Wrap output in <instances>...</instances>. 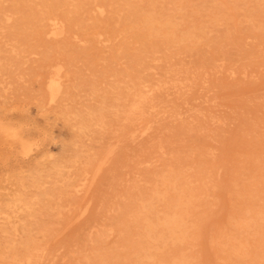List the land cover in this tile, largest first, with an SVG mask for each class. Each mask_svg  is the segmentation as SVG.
Listing matches in <instances>:
<instances>
[{
  "label": "rangeland",
  "instance_id": "rangeland-1",
  "mask_svg": "<svg viewBox=\"0 0 264 264\" xmlns=\"http://www.w3.org/2000/svg\"><path fill=\"white\" fill-rule=\"evenodd\" d=\"M262 191L264 0H0V264H264Z\"/></svg>",
  "mask_w": 264,
  "mask_h": 264
},
{
  "label": "bare ground",
  "instance_id": "bare-ground-1",
  "mask_svg": "<svg viewBox=\"0 0 264 264\" xmlns=\"http://www.w3.org/2000/svg\"><path fill=\"white\" fill-rule=\"evenodd\" d=\"M35 1H36V0H35ZM134 1H135V0H134ZM139 1L141 2V0H139ZM146 1H147V0H146ZM166 1H167V0H166ZM168 1H169V0H168ZM73 2H74V1H73ZM245 2H246V1H245ZM40 3H41V2H40ZM136 3H137V2H136ZM144 3H146V2H144ZM31 4H32V3H31ZM107 4H108V3H107ZM133 4H134V3H133ZM139 4H140V3H139ZM135 5H136V4H135ZM135 5H131V6H132V7L134 6V9H135V7H136ZM137 5H138V4H137ZM147 5H148V4H147ZM185 5H186V4H185ZM160 6H161V5H160ZM168 6H169V5H168ZM227 6H228V5H226V7H227ZM237 6H238V4H237ZM36 7H37V5H36ZM69 7H70V6H69ZM153 7H155V6H153ZM177 7H178V6H177ZM239 7H240V6H239ZM261 7H262V6H261ZM45 8H46V7H45ZM94 8H96V7H94ZM137 8H138V7H137ZM137 8H136V9H137ZM141 8H142V7H141ZM145 8H146V7H145ZM75 9H76V8H75ZM102 9H103V7H102ZM227 9H231V8L228 7ZM16 10H17V9H16ZM84 10H85V9H84ZM143 10H144V9H143ZM146 10H147V9H146ZM136 11H137V10H136ZM187 11H188V10H187ZM227 11H228V10H227ZM230 11H232V13H233V10H232V9H231ZM40 12H41V11H40ZM93 12H94V11H93ZM120 12H121V11H120ZM8 13H9V12H8ZM79 13H80V12H79ZM212 13H213V12H212ZM240 13H241V12H240ZM17 14H19V13H17ZM41 14H42V12H41ZM69 14H70V13H69ZM102 14H103V13H102ZM120 14H121V13H120ZM186 14H187V13H186ZM213 14H214V13H213ZM241 14H242V13H241ZM4 15H5V14H4ZM182 15H183V14H182ZM2 16H3V15H2ZM5 16H7V15H5ZM13 16H14V15H13ZM75 16H76V15H75ZM231 16L233 17L234 15L231 14ZM8 17H9V16H8ZM10 17H11V16H10ZM76 17H77V16H76ZM85 17H86V16H85ZM118 17H119V16H118ZM134 17H137V15L134 16ZM134 17H133V18H134ZM164 18H165V17H164ZM5 20H6V19H5ZM9 20H10V19H9ZM33 20H35V19H33ZM43 20H44V19H43ZM52 20H53V19H52ZM58 20H60V19H58ZM117 20H118V19H117ZM229 20H231V18H230ZM215 21H216V20H215ZM220 22H221V21H220ZM227 22H228V21H227ZM55 23H56V22H55ZM117 23H119V22H117ZM229 23H230V21H229ZM110 24H112V22H111ZM110 24H109V25H110ZM160 24H161V23H160ZM178 26H179V25H178ZM220 26H222V25L220 24ZM59 28H60V27H59ZM111 28H112V27H111ZM176 28H177V27H176ZM95 29H96V27H95ZM183 29H184V28H183ZM217 29H218V28H217ZM92 31H93V29H92ZM63 32H64V31H63ZM93 32H94V31H93ZM172 33H173V32H172ZM189 33H190V32H189ZM97 34H98V33H97ZM105 34H106V33H105ZM228 35H229V33H228ZM228 35H227V36H228ZM124 37H125V36H124ZM127 38H128V37H127ZM139 38H140V37H139ZM129 39H130V38H129ZM137 39H138V38H137ZM188 39H189V38H188ZM134 40H136V39H133L132 41H134ZM214 40H215V39H214ZM108 41H109V40H108ZM189 42H190V41H189ZM215 43H216V42H215ZM136 44H137V42H136ZM173 44H174V43H173ZM130 46H131V45H130ZM130 46H129V47H130ZM132 46H133V45H132ZM162 46H163V45H162ZM206 46H207V45H206ZM134 47H136V46H134ZM137 47H138V46H137ZM166 47H167V46H166ZM221 47H222V46H221ZM130 48H131V47H130ZM173 48H174V47H173ZM173 48H172V49H173ZM162 49H163V48H162ZM169 49H170V48H169ZM130 50H131V49H130ZM164 50H165V49H164ZM165 51H166V50H165ZM214 51H215V50H214ZM15 52H16V51H15ZM167 52H168V51H167ZM251 53H252V52H251ZM154 54H155V53H154ZM157 54H158V53H157ZM176 55H177V54H176ZM159 58H160V57H159ZM154 60H155V59H154ZM170 60H171V59H170ZM201 60H203V59H201ZM157 61H158V60H157ZM164 61H165V59H164ZM167 61H168V60H167ZM152 62H153V61H152ZM170 62H171V61H170ZM170 62H169V63H170ZM141 63H142V62H141ZM149 63H150V62H149ZM153 63H154V62H153ZM177 64H178V63H177ZM140 65H141V64H140ZM166 65H167V62H166ZM175 65H176V64H175ZM175 65H173V66H175ZM173 66H170L169 68H173ZM179 66H180V65H179ZM137 67H138V66H137ZM247 67H248V66H247ZM164 68L166 69V67H164ZM176 68H177V66H176ZM176 68H175V69H176ZM185 68H186V67H185ZM185 68H184V69H185ZM187 68H188V67H187ZM187 68L185 69V72H186ZM199 68H200V67H199ZM199 68H198V69H199ZM149 69H150V68H149ZM149 69H147V70H149ZM178 69L180 70L181 68L179 67ZM190 69H191V68H190ZM169 70H170V69H167V71H169ZM172 70H173V69H172ZM172 70H170V72H171ZM199 70H200V69H199ZM230 70H231V69H230ZM244 70H246V69H244ZM165 71H166V70H165ZM167 71H166V72H167ZM175 71H178V70H175ZM175 71H174V72H175ZM166 72H165V73H166ZM59 73H60V72H59ZM143 73H144V72H143ZM179 73H180V72H179ZM179 73H178V74H179ZM205 73H206V72H205ZM227 73H228V72H227ZM171 74H172V73H171ZM192 74H193V73H192ZM192 74H191V72H190V75H191V76H193ZM195 74H196V73H195ZM104 75H105V74H104ZM110 75H111V74H110ZM168 75H169V74H168ZM240 75H241V74H240ZM164 76H165V75H163V77H164ZM174 76H175V75H174ZM174 76H173V78H174ZM178 77H179V76H178ZM55 78H56V77H55ZM144 78H145V77H144ZM179 78H180V77H179ZM192 78H193V77H192ZM194 78H195V77H194ZM57 79H58V78H57ZM124 79H125V78H124ZM139 79H141V78L139 77ZM168 79H169V78H168ZM59 80H60V79H59ZM154 80H156V79H154ZM170 80H171V79H170ZM185 80H186V79H185ZM189 80H190V82H191V79H189ZM196 80H197V79L195 78L194 81H196ZM158 81H159V80H158ZM172 81H173V80H172ZM178 81H179V80H178ZM155 82H156V81H155ZM159 82H160V81H159ZM179 82H180V81H179ZM181 82H182V81H181ZM203 82H204V81H203ZM143 83H144V82H143ZM148 83H150V82H148ZM148 83H147V84H148ZM166 83H170V82L168 81V82H166ZM177 83H178V82H176V84H177ZM186 83H187V80H186ZM188 83H189V82H188ZM188 83H187V86H188ZM160 84H161V83H160ZM178 84H179V83H178ZM143 85H144V84H143ZM152 85H154V84H152ZM157 85H158V84H157ZM162 85H163V84H162ZM170 85H171V84H170ZM173 85L175 86V84H173ZM183 85H185V83H183ZM189 85H192V84H189ZM140 86H142V85H140ZM144 86H145V85H144ZM146 86H148V85H146ZM167 86H169V84H167ZM177 86H178V85H177ZM180 86H182V85H180ZM180 86H179V87H180ZM138 87H139V86H138ZM138 87H137V88H138ZM165 87H166V85H165ZM171 87H173V86H171ZM179 87H177V88H179ZM183 87H184V86H183ZM185 87H186V86H185ZM189 87H190V86H189ZM147 88H148V87H147ZM153 88H154V86H153ZM162 88H163V87H162ZM134 89H135V86H134ZM143 89H144V88H143ZM151 89H152V88H151ZM189 89H190V88H188V89L186 88V90H189ZM193 89H194V88H193ZM211 89H212V88H211ZM146 90H147V89H146ZM149 90H150V89H149ZM155 90H156V88H154V91H155ZM175 90H176V89H175ZM147 91H148V90H147ZM169 91H170V90H169V88H168V92H169ZM171 91H172V90H171ZM179 91L181 92L180 88H179ZM179 91H178V92H179ZM182 91H183V90H182ZM140 92H142V91H140ZM140 92H139V93H140ZM159 92H163V91H160V90H159ZM159 92H158V93H159ZM164 92H165V91H164ZM164 92H163V93H164ZM166 92H167V90H166ZM168 92H167V93H168ZM173 92H174V90H173ZM173 92H171V93L173 94ZM134 93H135V91L133 92V94H134ZM154 93H155V92H154ZM140 94H141V93H140ZM149 94H150V93H149ZM160 94H161V93H160ZM174 94H175V93H174ZM174 94H173V96H174ZM181 94H182V92H181ZM186 94H187V92H186ZM186 94H185V95H186ZM138 95H139V94H138ZM138 95H137V96H138ZM152 95H153V94H152ZM135 96H136V95H135ZM148 96H149V95H148ZM148 96H147V97H148ZM159 96H160V95H159ZM159 96H158V97H159ZM180 96H181V95H180ZM138 97H139V96H138ZM147 97H146V98H147ZM177 97H178V95H177ZM177 97H175V98H177ZM160 98H161V97H160ZM164 98H165V97H164ZM180 98H181V97H180ZM180 98H179V99H180ZM131 99H132V98H131ZM149 99H150V97H149ZM149 99H148V100H149ZM153 99H154V98H153ZM156 99H158V98H156ZM166 99L168 100V98H166ZM169 99H170V98H169ZM177 99H178V98H177ZM132 100H133V99H132ZM132 100H131V101H132ZM139 100H140V99H139ZM142 100H144V99H142ZM142 100H141V101H142ZM167 100H166V102H168ZM133 101H134V100H133ZM141 101H140V102H141ZM156 101H157V100H156ZM160 101L162 102L163 100H160ZM160 101H158V102H160ZM164 101H165V99H164ZM173 101H174V100H173ZM140 102H137V103L134 104V106H133V108H132V111H131V112H134V113H132V114H131V113H128V114H127V118L124 120V122H126L125 125H124V128L127 127V126L129 125V124H128L129 121H130V122L132 121L133 123H134V122L136 123V124H135V123H134V124H135L136 127H138L137 129H140V128H139V126H140V127H143L142 129H143L144 131H146V130L151 129L152 126L154 125V123H158V121H161L160 119H161L163 116H167V114L164 115L163 112H161L162 110L156 109V106H157V103H158V102H157V103H154V104H153V102H152L153 105H150V103L147 104L146 102H149V101H147V99H146V101L143 102V103H140ZM182 102H184V101L182 100ZM131 103L133 104V102H131ZM163 103H165V102H163ZM168 103H170V102H168ZM168 103H167V104H168ZM142 104H143V105H142ZM171 104H172V102H171ZM173 104H174V102H173ZM178 104H179V103H178ZM146 105H147V108H144V106H146ZM174 105H175V107H176V104H174ZM179 105H180V104H179ZM160 106L165 107V106H167V105H165V106H164V105H160ZM129 107H130V106H129ZM129 107H128V108H129ZM169 107H170V106H169ZM175 107H173V108L175 109ZM128 108H127V109H128ZM173 108H172V109H173ZM176 108H177V107H176ZM146 109L149 110V113H145L144 110H146ZM166 109H167V108H166ZM182 109H183V108H182ZM167 110H168V112H170V111H169L170 109H167ZM192 110H193V109H192ZM121 111H123V110L121 109ZM126 111H127V110H126ZM126 111H125V112H126ZM164 111H165V110H164ZM171 111H172V110H171ZM196 111H197V110H196ZM199 111H200V110H199ZM174 112H175V111H174ZM179 112H180V111H179ZM166 113H167V112H166ZM172 113H173V112H172ZM172 113H168V115H170V116H169V119L171 118ZM175 113H177V111H176ZM206 113H207V112H206ZM121 114H122V113H121ZM124 114H125V113H124ZM122 115H123V114H122ZM125 115H126V114H125ZM175 115H176V114H175ZM209 116H210V115H209ZM121 117H122V116H121ZM173 117H174V116H173ZM217 117H218V116H217ZM167 118H168V117H167ZM178 118H179V116H178ZM117 119H118V118H117ZM119 119H120V118H119ZM192 119H193V118H192ZM173 120H174V119H173ZM176 120H177V119H176ZM120 121H121V119H120ZM163 121H164V118H163ZM165 121H166V120H165ZM169 121H170V120H169ZM194 122H195V121H194ZM172 123H173V122H172ZM181 123H182V122H181ZM191 123H192V122H191ZM215 123H216V122H215ZM184 124H185V123H184ZM196 124H197V123H196ZM182 125H183V123H182ZM221 125H222V124H221ZM127 128H130V126L127 127ZM133 128L136 129L135 127L132 126V128H130V130H129V133H130V131L133 132V130H134ZM165 128H166V127H165ZM165 128H163V131H164ZM142 129H141V130H142ZM166 129H167V128H166ZM186 129H187V128H186ZM193 129H194V128H193ZM123 130H124V129H123ZM123 130H122V132H121V135H124V131H123ZM157 130H158V129H157ZM127 131H128V129H127ZM137 131H138V130H137ZM165 131H168V130H165ZM169 131H170V130H169ZM245 131H246V130H245ZM245 131H244V132H245ZM252 131H253V130H252ZM125 132H126V130H125ZM139 132H140V131H139ZM139 132L136 133V134H140ZM146 132H147V131H146ZM156 132H157V131H156ZM161 132H162V131H160V133H161ZM188 132H189V129H188ZM190 132H191V131H190ZM4 133H5L4 138H5V139H8V140L12 139V137H14L13 135H15L14 131H7V132H4ZM105 133H106V132H105ZM110 133H111V130H110ZM127 133H128V132H127ZM160 133H159V134H160ZM165 133H166V132H165ZM130 134H131V133H130ZM130 134H128V135H130ZM136 134H134V135H136ZM151 134H152V133H151ZM159 134H157V135H159ZM161 134H162V133H161ZM108 135H110V134L108 133ZM143 135H144V134H143ZM145 135H147V134H145ZM118 136H120V135H118ZM124 136H125V135H124ZM208 136H209V135H208ZM208 136H207V137H208ZM109 137H111V136H109ZM120 137L122 138V136H120ZM135 137H136V136H135ZM149 137H150V136H149ZM159 137H160V136H159ZM257 137H258V136H257ZM121 138H120V139H121ZM126 138H128V137H126ZM132 138H134V137H131V139H132ZM136 138H137V137H136ZM139 138H140V137H139ZM205 138H206V136H205ZM131 139H130V140H131ZM134 139H135V138H134ZM146 139H148V138H146ZM149 139H150V138H149ZM152 139H153V138H152ZM156 139H157V137H156ZM167 139H168V137L166 138V141H167ZM209 139H210V138H209ZM118 140H119V138H118ZM153 141H154V140H153ZM155 141H156V140H155ZM157 141H158V140H157ZM132 142H133V141H132ZM148 142H149V141H147V143H148ZM147 143H146V144H147ZM151 143H153V142H151ZM163 143H165V142L163 141ZM182 143H183V142H182ZM149 144H150V143H149ZM154 144H155V143H154ZM154 144H153V145H154ZM161 144H162V143H161ZM151 146H152V145H151ZM151 146H150V148H151ZM208 146H209V145H208ZM138 147H139V146H138ZM209 147H210V146H209ZM141 149H142V151H143V148H142V147H141ZM210 149H211V148H210ZM210 149H209V150H210ZM160 150H161V149H160ZM160 150H159V151H160ZM139 151H140V150H139ZM147 151H148V150H147ZM179 151H180V150H179ZM190 151H191V150H190ZM196 151H197V150H196ZM207 151H208V149H207ZM106 152H107V151H106ZM144 152H145V150H144ZM191 152H194V150L191 151ZM210 152H212V149H211ZM210 152H209V153H210ZM104 153H105V152H104ZM141 153H142V152H141ZM189 153H190V152H189ZM203 153H204V152H203ZM209 153H208V154H209ZM171 154H172V152H171ZM192 154H193V153H192ZM204 154H205V153H204ZM206 154H207V153H206ZM210 154L213 155V153H210ZM163 155H164V154H163ZM169 155H170V154H169ZM200 156H201V155H200ZM135 157H136V155H135ZM135 157H133V158H135ZM138 157H140V156H138ZM138 157H137V158H138ZM141 157H143V156H141ZM156 157H157V156H156ZM208 157H210V156H208ZM240 157H241V156H240ZM154 158H155V157H154ZM106 159H107V158H106ZM192 159H193V158H192ZM151 160H152V158H151ZM248 160H249V159H248ZM251 160H252V159H251ZM235 161H236V160H235ZM144 162H145V161H144ZM146 162H147V161H146ZM148 162H150V161H148ZM249 162H250V160H249ZM260 162H261V161H260ZM142 163H143V162H142ZM138 164H140V163H138ZM143 164H144V163H143ZM151 164H152V163H151ZM248 164H249V163H248ZM144 165H145V164H144ZM149 165H150V164H149ZM186 165H188V164H186ZM204 165H205V163H204ZM167 166H168V165H167ZM167 166H166V167H167ZM247 166H248V165H247ZM157 167H159V166H157ZM187 167H188V166H187ZM243 167H244V166H243ZM171 168H172V167H171ZM171 168H169V169H171ZM191 168H192V167H191ZM241 168H242V167H241ZM241 168H240V169H241ZM254 168H255V167H254ZM183 169H185V168H183ZM188 169H190V167H188ZM192 169H193V168H192ZM202 170H203V169H202ZM251 170H252V169H251ZM83 171H86V170H83ZM192 171H193V170H192ZM249 171H250V170H249ZM165 172H166V171H165ZM165 172H164V173H165ZM190 172H191V171H190ZM201 172H202V171H201ZM207 172L210 173V171H207ZM217 172H218V170H217ZM209 173H208V174H209ZM179 174H180V173H179ZM196 174H197V173H196ZM206 174H207V173H206ZM154 175H155V174H154ZM187 175H189V174H187ZM217 175H218V174H217ZM167 176H168V175H167ZM180 176H181V175H180ZM246 176H247V174H246ZM260 176H261V175H260ZM168 177H169V176H168ZM181 178H182V180H183V178H185V177H181ZM181 178H180V179H181ZM210 178H211V177H210ZM217 178H218V177H217ZM173 179L175 180V177H174ZM244 179H245V178H244ZM184 180H185V179H184ZM205 180H206V179H205ZM214 180H216V179H214ZM229 180H230V179H229ZM195 181H196V180H195ZM217 181H218V180H217ZM138 182H139V181H138ZM210 182H212V181H210ZM252 182H253V181H252ZM196 183H197V182H196ZM190 184H191V183H190ZM206 184H207V183H206ZM238 185H239V184H238ZM184 186H185V185H184ZM186 186H187V185H186ZM259 186H260V185H259ZM251 187H252V186H251ZM139 188H140V187H139ZM205 188L208 189V187H205ZM229 188H230V187H229ZM240 188H241V187H240ZM127 189H128V188H127ZM130 189H131V187H130ZM130 189H129V190H130ZM137 189H138V188H137ZM182 189H183V188H182ZM258 189H259V187H258ZM129 190H127V191H129ZM204 190H205V189H204ZM208 190H209V189H208ZM240 190H241V189H240ZM244 190H245V189H244ZM260 190H261V189H260ZM137 191H138V190H137ZM149 191L151 192V190H149ZM155 191H156V190H155ZM179 191L181 192V189H180ZM262 192H264V191H262ZM138 193H139V192H138ZM201 193L203 194V190H202V192H200V194H201ZM89 194H91V193H89ZM149 194H150V193H149ZM151 194H152V193H151ZM200 194H199V196H201ZM245 194H246V193H245ZM141 195H142V194H141ZM152 196H153V195H152ZM156 196H157V195H156ZM206 196H207V195H206ZM122 197H123V196H122ZM133 197H134V196H133ZM157 197H158V196H157ZM129 198H130V197H129ZM122 199H124V197H123ZM24 200H25V199H24ZM24 200H23V201H24ZM120 200H121V199H120ZM165 200H166V199H165ZM15 201H16V200H15ZM135 201H136V200H135ZM242 201H243V200H242ZM20 202H21V200H20ZM26 202H27V201H26ZM130 202H131V201H130ZM136 202H137V201H136ZM151 202H152V201H151ZM28 203H29V202H27V205H26V206H28ZM137 203H138V202H137ZM166 203H167V202H166ZM199 203H200V202H198L197 205H199ZM139 204H140V202H139ZM162 204H163V203H162ZM229 204H230V203H229ZM2 205H3V204H2ZM9 205H10V204H9ZM143 205H144V204H143ZM145 205H146V204H145ZM191 205H192V204H191ZM6 206H7V205H5V208H6ZM30 206H31V205H30ZM30 206H29V207H30ZM117 206H118V205H117ZM130 206H131V205H130ZM138 206H139V205H138ZM200 206H202V205L200 204ZM24 207H25V206H24ZM125 207H126V206H125ZM236 207H237V206H236ZM27 208H28V207H27ZM153 208H154V207H153ZM158 208H159V207H158ZM8 209H9V208H8ZM25 209H26V207H25ZM117 209H118V207H117ZM148 209H149V208H148ZM236 209H237V208H236ZM26 210H28V209H26ZM133 210H134V209H133ZM202 210H203V209H202ZM237 210H238V209H237ZM239 210H240V209H239ZM85 211H86V210H85ZM117 211H118V210H117ZM152 211H153V209H152ZM228 211H229V210H228ZM26 212H27V211H26ZM1 213H2V212H1ZM3 213H4V212H3ZM6 213H7V212H6ZM189 213H190V212H189ZM238 213H239V212H238ZM194 214H195V213H194ZM194 214H193V215H194ZM233 214H234V213H233ZM119 215H120V214H119ZM193 215H192V216H193ZM3 216H4V215H3ZM9 216H10V215H9ZM29 216H31V215H29ZM194 216H197V214H195ZM202 216H203V215H202ZM249 217L252 218V216H249ZM6 218H7V217H6ZM6 218H5V219H6ZM9 218H10V217H9ZM200 218H201V217H200ZM242 218H243V217H242ZM28 219H29V218H28ZM33 219H35V218H33ZM142 219H143V218H142ZM226 220H227V219H226ZM252 220H253V219H252ZM10 221H11V220H10ZM155 221H156V220H155ZM3 222H5V221H3ZM153 222H154V221H153ZM8 223H9V222H8ZM12 223H13V222H12ZM115 223H116V222H115ZM222 223H223V222H222ZM6 224H7V223H6ZM10 224H11V223H10ZM223 224H224V223H223ZM21 225H22V224H21ZM221 225H222V224H221ZM10 226H11V225H10ZM2 227H3V226H2ZM2 227H1V229H3ZM13 227L15 228V226H13ZM19 227H20V225H17V228H19ZM68 227H69V226H68ZM89 227H91V226H89ZM107 227H108V226H107ZM153 227H154V226H153ZM99 228L101 229V228H102V225L99 226ZM114 228H115V227H114ZM206 228L208 229L209 227L206 226ZM8 229H10V228H8ZM15 229H16V228H15ZM96 229H97V228H96ZM212 229H214V227H213ZM13 230H14V229H13ZM16 230H17V229H16ZM85 230H86V228H85ZM85 230H84V231H85ZM91 230H92V229H91ZM115 230H116V229H115ZM5 231H6V230H5ZM5 231H3L4 234H5ZM22 231H23V230H22ZM38 231H39V230H38ZM40 231H41V230H40ZM42 231H43V230H42ZM42 231H41V232H42ZM81 231H82V229H81ZM86 231H87V230H86ZM89 231H90V230H89ZM89 231H88V233H89ZM109 231H110V230H109ZM118 231H119V230H118ZM32 232H33V230H32ZM36 232H37V230H36ZM90 232H91V231H90ZM95 232H96V231H95ZM165 232H166V231H165ZM241 232H242V231H241ZM6 233H7V232H6ZM15 233H17V232H15ZM30 233H31V232H30ZM60 233H61V232H60ZM77 233H80V232H77ZM82 233H83V232H81L80 234H82ZM184 233H185V232H184ZM204 233H206V231H205ZM12 234H13V233H12ZM90 234H91V233H90ZM90 234H89V235H90ZM96 234H97V233H94V235H96ZM199 234H200V233H199ZM225 234H226V233H225ZM7 235H9V237H11V236H10V233H9V234L7 233L6 236H7ZM50 235H51V233H50ZM50 235H49V236H50ZM110 235H111V234H110ZM14 236H15V235H14ZM42 236H43V235H42ZM53 236L55 237V235H53ZM84 236H85V235H84ZM47 237H48V236H47ZM47 237H44V239H43V237H42V238H40V239L45 240V238H46V240H47V239L49 238V237H48V238H47ZM79 237H80V236H79ZM90 237H91V236H90ZM4 238H5V237H4ZM77 238H78V237L76 236V239H77ZM83 238H84V237H83ZM107 238H108V237H107ZM196 238H197V237H196ZM51 239H52V238H51ZM51 239H49V241H50ZM72 239H73V238H72ZM85 239H86V238H85ZM87 239H90V238H87ZM87 239H86V240H87ZM191 239H192V238H191ZM206 239H207V238H206ZM206 239H205V240H206ZM52 240H53V239H52ZM52 240H51V241H52ZM131 240H132V239H131ZM208 240H210V239L208 238ZM20 241H21V240H20ZM71 241H72V240H71ZM212 241H214V238H213ZM3 242H4V241H3ZM45 242H46V241H45ZM47 242H48V241H47ZM73 242H77V243H78V241H73ZM80 242H81V241H80ZM89 242H90V241H89ZM89 242L87 241V243H89ZM118 242H119V241H118ZM122 242H123V241H122ZM165 242H166V241H165ZM205 242L207 243V240H206ZM223 242H224V241H223ZM225 242H226V241H225ZM259 242H260V241H259ZM4 243H7V242H4ZM4 243H3V244H4ZM13 243H14V242H13ZM58 243H59V241H58ZM58 243H54V244H58ZM68 243H69V242H68ZM83 243H84V241H83ZM83 243H82V244H83ZM91 243H92V241H91ZM98 243H99V242H98ZM197 243H198V242H196V244H197ZM228 243H229V242H228ZM31 244H32V243H31ZM34 244H35V243H34ZM49 244H50V243H48V245H49ZM54 244H52V245H54ZM59 244H60V243H59ZM63 244H64V242H63ZM63 244H62V247L65 246V245H63ZM89 244H90V243H89ZM163 244H164V243H163ZM198 244H199V243H198ZM212 244H213V243H212ZM48 245L46 244V246H48ZM78 245H79V244H78ZM199 245H200V244H199ZM204 245H205V243H204ZM207 245H208V244H207ZM216 245H217V244H216ZM69 246H70V245H69ZM69 246H68V247H69ZM73 246H74V245H73ZM173 246H174V245H173ZM201 246H202V245H201ZM213 246H215V244H214ZM213 246H211L210 248H212ZM6 247H7V246H6ZM53 247H54V246H53ZM53 247H51V248L53 249ZM70 247H72V246H70ZM164 247H165V245H164ZM227 247H228V246H227ZM7 248H8V247H7ZM40 248H41V245H40ZM51 248H48L49 250L46 248L47 251H45V252H47V253L50 252V249H51ZM63 248H64V247H63ZM93 248H94V247H93ZM146 248H149V247H146ZM191 248H192V247H191ZM193 248H194V247H193ZM205 248L208 249V246H207V247L205 246ZM223 248H224V247H223ZM225 248H226V247H225ZM21 249H22V248H21ZM23 249H24V248H23ZM43 249H45V248L43 247ZM46 249H45V250H46ZM54 249H55V247H54ZM54 249H53V250H54ZM57 249H58V247H57ZM57 249H55V250H57ZM64 249H66V248H64ZM64 249H63V251H64ZM156 249H157V248H156ZM186 249H187V248H186ZM259 249H260V248H259ZM31 250H33V249H31ZM41 250H42V249H41ZM53 250H51V251H52L51 253H53L52 255H55V253L53 252ZM70 250H71V249H70ZM75 250H76V249H75ZM75 250H74V252H75ZM78 250H79V249H78ZM78 250H77V251H78ZM83 250H84V249H83ZM103 250H104V248H103ZM188 250H189V248H188ZM188 250H187V252H188ZM203 250H204V249H203ZM208 250H209V249H208ZM7 251L9 252L10 250H7ZM19 251H20V249H19ZM36 251H37V250H36ZM68 251H69V250H67V252H68ZM71 251H73V250H71ZM130 251H131V250H130ZM185 251H186V250H185ZM192 251H193V250H192ZM201 251H202V247H201ZM201 251H200V252H201ZM209 251H210V250H209ZM31 252H32V251H31ZM34 252H35V251H34ZM43 252H44V251H43ZM67 252H65V253H67ZM90 252H91V251H90ZM131 252H132V251H131ZM180 252H181V251H180ZM180 252H179V253H180ZM195 252H196V251H195ZM197 252H199V251H197ZM202 252L205 253V251H202ZM38 253H39V252H38ZM41 253H42V251H41ZM47 253H46V254H45V253H42V254H43V255H44V254L47 255ZM91 253H92V252H91ZM91 253H90V254H91ZM169 253H170V252H169ZM203 253H202V254H203ZM30 254H31V253H30ZM42 254H40V256H41ZM48 254H49V253H48ZM187 254H188V253H187ZM197 254H198V253H197ZM208 254H209V252H208ZM208 254H207V257H211V256H209V255H211L212 253H210L209 255H208ZM214 254H215V252H214ZM8 255H9V254H8ZM52 255H51V256H52ZM59 255H60V254H59ZM62 255H63V254H62ZM71 255H72V254H71ZM84 255H85V253H84ZM92 255H93V253H92ZM92 255H91V256H92ZM170 255H171V254H170ZM226 255H227V254H226ZM240 255H242V253H241ZM5 256H7V255H5ZM26 256H27V255H26ZM28 256H29V255H28ZM37 256H38V255H37ZM51 256H50V257H51ZM101 256H102V255H101ZM134 256H135V255H134ZM179 256H180V254H179ZM183 256H184V255H183ZM198 256H199V255H198ZM205 256H206V255H205ZM243 256H244V255H243ZM0 257H1V256H0ZM43 257H44V256H43ZM56 257H57V255L55 256V258H56ZM61 257L64 258L63 256H61ZM33 258H34V257H33ZM59 258H60V257H59ZM85 258H86V257H85ZM126 258H127V257H126ZM188 258H189V257H188ZM201 258H202V257H201ZM216 258H217V257H216ZM237 258H238V257H237ZM40 259H42V258H40ZM47 259H49V257H47ZM47 259L45 258V260H47ZM50 259H51V258H50ZM50 259H49V260H50ZM56 259H57V258H56ZM56 259H55V260H56ZM150 259H151V258H150ZM176 259H177V258H176ZM214 259H215V258H214ZM173 260L175 261V259H173ZM173 260L171 259L170 262L173 263ZM198 260H199V259H198ZM198 260H197V261H198ZM208 260H209L208 258L205 259V261H208ZM211 260H212V259H211ZM216 260H217V259H216ZM42 261H43V260H42ZM77 261H78V260H77ZM158 261H159V260H158ZM202 261H203V260H202ZM209 261H210V260H209ZM225 261H226V260H225ZM40 262H41V261H39V259H32V258H31V255H30V258H27V259H25V258H24V259H18V260H16V261H13V264H40ZM46 262H47V261H46ZM53 262H55V261L53 260ZM127 262H128V261H127ZM160 262H162V261H159V263H160ZM200 262H201V261H200ZM211 262H212V261H211ZM211 262H210V263H211ZM236 262H238V261H236ZM41 263H42V262H41ZM137 263H138V261H137ZM186 263H187V262H186ZM190 263H191V262H190ZM203 263H204V262H203ZM206 263H207V262H206ZM210 263H209V264H210ZM234 263H235V262H234ZM54 264H56V262H55ZM67 264H68V262H67ZM90 264H91V263H90ZM157 264H158V263H157ZM187 264H188V263H187ZM204 264H205V263H204ZM211 264H213V263H211Z\"/></svg>",
  "mask_w": 264,
  "mask_h": 264
}]
</instances>
